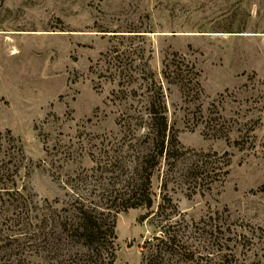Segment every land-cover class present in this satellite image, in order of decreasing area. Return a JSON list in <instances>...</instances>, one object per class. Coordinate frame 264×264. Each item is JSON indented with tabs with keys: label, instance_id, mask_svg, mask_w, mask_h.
Masks as SVG:
<instances>
[{
	"label": "rangeland",
	"instance_id": "374dc122",
	"mask_svg": "<svg viewBox=\"0 0 264 264\" xmlns=\"http://www.w3.org/2000/svg\"><path fill=\"white\" fill-rule=\"evenodd\" d=\"M160 91L178 151L152 207L115 213ZM0 161V264H48L40 227L83 264L54 221L79 203L115 214L113 264H143L162 200L193 253L166 264H264V0H0Z\"/></svg>",
	"mask_w": 264,
	"mask_h": 264
},
{
	"label": "trees",
	"instance_id": "16d2710c",
	"mask_svg": "<svg viewBox=\"0 0 264 264\" xmlns=\"http://www.w3.org/2000/svg\"><path fill=\"white\" fill-rule=\"evenodd\" d=\"M162 75L165 78H171L174 82L180 83L182 87L185 86V81L189 80V77L184 73V71L177 66L174 62L172 64H166L165 69L162 71ZM163 93L160 91L159 97L153 96L150 102L148 113L150 117L144 121V140L147 143L146 152L143 154L139 161V182L131 185L130 193L125 199L118 201V209L115 213L119 211H125L129 208L145 207L150 208L153 206L154 199L153 193L151 192V177L156 170L164 164L171 165L172 159L174 160V154L178 151L177 145V135L172 126L169 125L166 115V104L162 99ZM158 100L159 104L156 103ZM216 127V126H214ZM21 147L18 146L16 154L21 153ZM19 156V155H18ZM22 157V156H21ZM23 158V157H22ZM15 157L10 158L12 162ZM0 171L10 169L6 167L3 161H0ZM18 172V166L13 170L12 175L9 178H13ZM5 181V180H4ZM2 181L0 178V185H6L7 183ZM139 189H138V185ZM165 184V183H164ZM137 185V186H136ZM17 192V191H16ZM17 194H19L17 192ZM139 194V199H138ZM1 199V193H0ZM17 198H14V200ZM58 200L56 199L55 202ZM168 198L167 203H170ZM13 213L17 216L23 214L18 206H15ZM164 208H168L165 201H161L158 204L157 211L153 215L157 220L155 221V227L157 232L148 239H146L141 246V254L143 259V264H166V262L172 259L186 258V254L191 257L193 255L192 251L187 248V243L185 240V235L181 229V225L178 221L171 217V214L167 213L164 216ZM170 216V217H169ZM32 216L29 215V221ZM35 217V216H34ZM161 218H165L161 220ZM56 228L62 232H66L72 239H79L82 248H85L83 253L85 258L83 259V264H113L115 258V214H111V209L104 212L96 207L85 208L82 203L75 205L72 213L65 217L62 221L54 218L56 221ZM27 220L22 224H29ZM20 226V227H21ZM43 237L40 241L47 243V246H41L38 244L39 256L45 254L48 258V264L57 262L58 252H55L54 245L48 242L49 234L45 231L44 227H40ZM33 234L36 233L32 231ZM36 237V235H34ZM16 242L15 239L10 241L9 246L14 248L11 244ZM7 246V245H5ZM41 246V247H40ZM5 247V249H7ZM42 257V256H41Z\"/></svg>",
	"mask_w": 264,
	"mask_h": 264
},
{
	"label": "bare ground",
	"instance_id": "6f19581e",
	"mask_svg": "<svg viewBox=\"0 0 264 264\" xmlns=\"http://www.w3.org/2000/svg\"><path fill=\"white\" fill-rule=\"evenodd\" d=\"M15 52H16V50H13V51H12V53H15Z\"/></svg>",
	"mask_w": 264,
	"mask_h": 264
}]
</instances>
